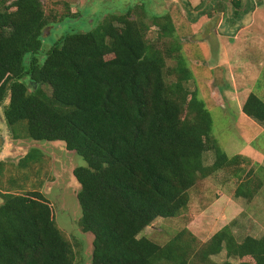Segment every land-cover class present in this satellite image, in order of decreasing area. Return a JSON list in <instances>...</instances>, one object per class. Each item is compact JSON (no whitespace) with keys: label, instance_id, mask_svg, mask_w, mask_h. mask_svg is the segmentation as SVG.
Masks as SVG:
<instances>
[{"label":"trees","instance_id":"trees-1","mask_svg":"<svg viewBox=\"0 0 264 264\" xmlns=\"http://www.w3.org/2000/svg\"><path fill=\"white\" fill-rule=\"evenodd\" d=\"M8 2L0 0V109L14 140L62 141L85 160L73 175L79 228L94 236L92 264H264V235L239 241L230 223L201 245L188 228L164 246L139 237L157 219L180 216L190 191L217 172L240 180L235 195L248 202L263 187L244 181L246 158L229 157L214 138L209 110L187 87L194 74L171 15H154L151 25L134 8L105 15L88 32L58 38L42 60L47 33L76 17L71 6L59 18L42 0ZM152 26L155 41L146 38ZM242 111L264 128L260 97L250 94ZM43 157L33 148L18 165ZM224 252V262L212 259ZM75 260L41 192L0 185V264Z\"/></svg>","mask_w":264,"mask_h":264},{"label":"rangeland","instance_id":"rangeland-1","mask_svg":"<svg viewBox=\"0 0 264 264\" xmlns=\"http://www.w3.org/2000/svg\"><path fill=\"white\" fill-rule=\"evenodd\" d=\"M42 1L48 15L66 16V4H69L71 14L76 16L67 19L68 22L53 30L51 35L47 33L42 60L58 38L71 32H88L105 15L134 8L133 13L146 16L145 22L151 25L152 16L170 14L182 54L194 74L187 87L197 93L209 110L214 138L229 157L246 158L247 163H241L245 170L244 181L250 179L252 186L263 182L262 189L248 202L235 195L240 180L232 177L230 171L217 172L190 191L189 207L180 216L157 219L139 237L164 246L188 228L201 245L229 223L239 241L246 236H263L264 128L247 117L242 109L252 93L264 101V0ZM236 2H240V6H236ZM146 38L157 40V28L152 26ZM33 148L43 152V159L21 168L19 161ZM214 159L213 152L205 153L207 166L212 165ZM1 162L5 164L0 185L14 187L15 192H41L52 207L58 228L74 246V264H92L94 236L79 228L82 210L77 194L80 185L73 175L76 168L86 166L85 160L68 151L62 141L14 140L1 108ZM212 259L222 263L226 254Z\"/></svg>","mask_w":264,"mask_h":264}]
</instances>
